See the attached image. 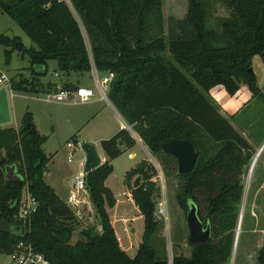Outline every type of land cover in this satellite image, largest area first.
Here are the masks:
<instances>
[{"label":"trees","instance_id":"obj_1","mask_svg":"<svg viewBox=\"0 0 264 264\" xmlns=\"http://www.w3.org/2000/svg\"><path fill=\"white\" fill-rule=\"evenodd\" d=\"M69 1L84 25L91 62L78 23L63 0H0V11L33 42L19 54H27L36 77L45 73L47 59H54L63 73L89 71L91 63L100 72L112 71L107 98L162 170L176 176L178 206L185 213L192 202L211 234L187 243L188 255L174 253L170 260L166 258L163 238L155 237L159 221L150 179L155 168L140 159L125 171L124 181L135 175L141 180L129 189L142 217L141 237L132 254L120 247L106 210L115 199L103 183L111 170L110 159L134 143L130 132L119 127L99 140L106 158L84 174L99 231L84 227L80 237L70 242L75 215L43 179L48 160L42 148L45 135L25 110L17 128L0 127V254L23 239L51 264H222L234 235L239 239L242 231L235 230L241 178L254 151L217 112L208 89L220 84L231 95L243 83L252 97H264L254 72L248 71L252 56L264 50V0H220L228 12L214 21L210 19L212 0H186L184 15L167 17L166 28L161 0ZM14 40L0 33V44ZM9 51L3 50L5 60ZM260 58L264 66V55ZM20 86L21 82L16 83ZM59 87L74 85L61 82ZM171 138H186L192 144L197 155L191 170L177 172L174 156L161 150V143ZM5 164H14L21 179L7 181ZM22 188L36 201L35 210L24 221L15 216ZM257 261L264 264V237Z\"/></svg>","mask_w":264,"mask_h":264},{"label":"rangeland","instance_id":"obj_2","mask_svg":"<svg viewBox=\"0 0 264 264\" xmlns=\"http://www.w3.org/2000/svg\"><path fill=\"white\" fill-rule=\"evenodd\" d=\"M63 1L78 23L91 62L90 45L84 25L72 7L71 2L69 0ZM211 3L210 19L212 21H214L215 17L227 15L228 11L220 0H212ZM185 6L186 0H161V15L164 28H166L167 17L179 19L184 15ZM0 33L10 38H15L14 41L17 40L22 43L24 48L33 45V42L23 30L2 11H0ZM6 48H10V51L8 58L5 60L3 50ZM103 72H96V75L100 76ZM1 73L5 74L7 79L0 82V127L11 125L4 123L11 122L12 112L17 115L18 125L21 112L27 110L31 113L39 132L46 135V139L42 142V148L48 156L44 173L45 171L47 172L44 178L46 181L52 182L55 189L54 192L65 200L73 176L78 170L77 162L83 161L84 154L81 149V138L94 134V126L109 118L110 115L107 112H113L106 101L107 95L102 100L98 99V94L94 93L92 98L85 102H73L71 99L45 101L43 93L57 89L60 86V80L65 79V74L56 68L54 59H47L45 73L36 77L29 68L27 54H19L13 44H0ZM258 77H260V74H258ZM68 79L76 82L77 85H92V77L87 71H72ZM18 82H21L20 87H16ZM95 83L93 80L94 87ZM53 85H55V88H52ZM262 89L264 92V87ZM216 106L218 109V105ZM95 112L99 113L93 115ZM234 122L240 130L239 133L254 144V152H252L249 161L244 165L241 178L243 188L238 203V213L239 211L241 213L242 210V214L238 232L241 229L242 231L236 241L234 251L232 244L229 256L222 264H258L257 250L262 242V237H264L263 150L259 152L255 159L248 181L247 176L250 162L255 153L258 152L256 151L257 147H259L258 145L264 139V97H252V99L248 100L238 117L234 118ZM67 141L72 143V148L66 145ZM98 150L101 151L99 146ZM136 150L142 155L143 152L138 147ZM69 151L72 154L70 161L66 159ZM103 155L100 153V158L101 156L103 158ZM133 160L135 159L127 156V151H122L112 161L111 170L103 181L110 188L115 199L114 204L106 208L109 221L118 244L128 254L134 252L142 231L141 214L138 212L129 193L134 177L139 175L133 176L126 182L124 181V173L126 169L133 165ZM145 162L155 168V173L150 177L154 182L152 193L155 206L154 215L159 221L155 237L161 236L163 238L164 252L167 259L170 260L171 255L174 253L188 255L189 246L186 242L188 231L185 213L175 200V189L178 183L176 176L172 171L168 174L165 173L157 158L152 154H147ZM138 181H141L140 177ZM80 198L83 201H80L78 206L73 209L76 222L71 232L70 242L80 237L79 230L84 227H92L99 231L98 218L86 187L84 191L80 192ZM210 234L211 232L209 236ZM4 258V255L0 254V262Z\"/></svg>","mask_w":264,"mask_h":264},{"label":"crops","instance_id":"obj_3","mask_svg":"<svg viewBox=\"0 0 264 264\" xmlns=\"http://www.w3.org/2000/svg\"><path fill=\"white\" fill-rule=\"evenodd\" d=\"M251 68H252V71L254 72L257 86L260 88V90H263L262 87H264V66H263L261 58L258 54H254L252 56ZM70 72H72V71H70ZM70 72L63 73V74H65V79H61L60 81L61 82H70L71 84L76 86L77 85L76 82L70 81L68 79ZM87 72L92 77L91 68ZM95 72L100 73V71H98V70H96ZM258 74H260V77H258ZM52 81H57V80H52ZM91 81H92V85H90V87L93 89L94 93H96V95H97L98 94L97 93V86L95 85V87H94L93 79ZM61 82H59V84ZM87 86H89V85H87ZM208 95L212 99V101L214 103H216V105H218L217 112L220 115H222L223 117H226L228 119L229 123L232 125V127L239 132L240 130H239L237 124H235L234 118L236 119L238 117V114L240 113V111L244 107V105L248 102V100L252 99L251 92L249 91L247 86L243 83H239L237 90L233 94L230 95L224 90V88L220 84H216V85H214L208 89ZM239 95H240V97H239ZM97 97H98V99H100L98 95H97ZM106 101L108 102L109 107L113 110V112H107L110 115L109 118H107V120H103L101 124L95 125L93 128L95 133L92 135H86V136L82 137L81 138L82 142L88 141L90 143H93L95 145V148H96L99 156H100V153H101V155H103L104 153L102 152V150L101 151L98 150V146L100 147L99 140L101 138L108 137L117 128L125 127L134 138V143L130 147H127L123 150V152L127 151L128 157L135 159L132 161V162H134L132 166H134L140 159H145V158L147 159V154H150V152L148 151L146 145L142 142V140L139 138L137 133L132 129L131 125L128 124L126 122V120L123 118V116L115 109V107L112 105V103L109 101L108 98ZM98 113L99 112H95L93 115L98 114ZM20 114H22V112ZM231 115H233V116L231 117ZM238 121H239V119H238ZM4 124H11L8 126H12L13 128H17V126H18L17 115L12 112L11 122L10 123H4ZM34 124H35V121H34ZM35 126H36V124H35ZM36 128H37V126H36ZM37 130H38V128H37ZM77 130H78V128H77ZM38 132H39V130H38ZM43 135H45V134H43ZM45 139H46V135H45ZM263 141H264V139L261 141V143ZM247 142L251 145V147L253 149L254 144H252V142H249V140H247ZM137 147L143 152L142 155H140V153L137 152V150H136ZM101 158H102V156H101ZM105 158H106L105 155H103L102 160ZM115 158L116 157L110 159L111 164ZM82 162H83L82 160L77 162V166H78L77 172L81 170ZM46 172L47 171H45V173L43 172V179L44 180H45L44 175L46 174ZM46 182L54 189V185L52 184V182H50V181H46ZM60 198H62V197H60ZM241 214H242V210H241ZM233 251H234V247H233Z\"/></svg>","mask_w":264,"mask_h":264},{"label":"built area","instance_id":"obj_4","mask_svg":"<svg viewBox=\"0 0 264 264\" xmlns=\"http://www.w3.org/2000/svg\"><path fill=\"white\" fill-rule=\"evenodd\" d=\"M91 71L92 75H94L92 76V79L96 82L95 85L97 86L98 96L100 99L104 100L106 98L108 84L113 76V72L106 70L98 76L96 75V69L93 67L92 63ZM6 79V75L1 73L0 82ZM93 94L94 91L90 86L76 85L72 88L58 87L55 90H48L43 93V99L45 101H63L65 99H71L73 102H85L90 100ZM66 145L70 148L73 147L72 143L68 141L66 142ZM263 147L264 141L259 145L256 151H262ZM66 159L68 161L72 159L70 151L67 153ZM84 190V172L80 170L73 176L70 188L68 189L64 200L72 211L74 207L76 208L78 206L80 201H83L80 198V192ZM15 204V216L21 221H24L35 210L36 201L29 194V192L24 189L21 191V194ZM2 255H4L5 258L0 262V264H51L40 251L34 249L28 241L23 239L18 240L10 251L2 253Z\"/></svg>","mask_w":264,"mask_h":264},{"label":"water","instance_id":"obj_5","mask_svg":"<svg viewBox=\"0 0 264 264\" xmlns=\"http://www.w3.org/2000/svg\"><path fill=\"white\" fill-rule=\"evenodd\" d=\"M13 47L19 51L22 48V43L19 41H14ZM259 55H264V50L260 52ZM248 71H252L251 66H249ZM161 150L165 153H169L174 156L177 165V172L184 173L189 170L194 165L197 153L193 149L192 144L186 138H171L161 143ZM81 149L83 151L84 157L82 162L81 170L86 173L87 171L93 169L99 165L102 160L95 148L93 143L88 141H83L81 143ZM4 177L7 181H16L21 179V176L16 172L14 164H5L3 167ZM139 176H135L132 181V187H136L139 183ZM185 221L187 225V243L197 242L205 240L209 237L210 228L209 224H202L201 220L196 214L195 205L192 202L188 203L187 209L185 211ZM239 221V213L237 218V224ZM237 229V225H236ZM235 240V235H234ZM233 240V241H234ZM234 244V242H233Z\"/></svg>","mask_w":264,"mask_h":264},{"label":"bare ground","instance_id":"obj_6","mask_svg":"<svg viewBox=\"0 0 264 264\" xmlns=\"http://www.w3.org/2000/svg\"><path fill=\"white\" fill-rule=\"evenodd\" d=\"M259 152H260V151H258V152L255 153V155L253 156V158H252V160H251V162H250V165H249L250 168H249V172H248V176H247V181H248L249 178H250V173H251V171H252L253 164H254L255 159H256V157L258 156ZM240 218H241V213H240V216H239V222H240ZM238 231H239V223H238V227H237V234H238ZM236 240H237V235H236V239H235L234 247H235V245H236Z\"/></svg>","mask_w":264,"mask_h":264}]
</instances>
